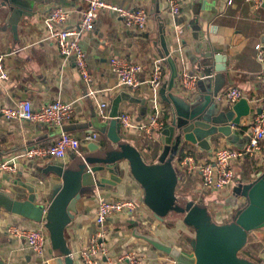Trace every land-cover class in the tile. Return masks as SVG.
I'll list each match as a JSON object with an SVG mask.
<instances>
[{
	"label": "crops",
	"instance_id": "obj_1",
	"mask_svg": "<svg viewBox=\"0 0 264 264\" xmlns=\"http://www.w3.org/2000/svg\"><path fill=\"white\" fill-rule=\"evenodd\" d=\"M107 1L120 8L144 9L149 26L139 32L126 27L113 12H100L93 31L83 34L80 39L92 78L90 87L81 79L73 61H63L59 56L56 44L43 24L52 9L63 8L72 12L71 18L66 25L56 26V30L77 26L87 7L86 0H44L35 8L33 16L23 18L14 31L7 22L9 9L0 3V54L5 55L7 72V79L0 81V163L17 158L16 174H0L1 264H56L66 251L71 253L74 264H82L80 253L88 247L97 229L94 217L100 200H130L137 207L134 212H124L106 221L104 242L107 258L114 264H129L118 262V258L129 253L139 264H194L193 259L183 254H191V243L195 239L193 223L203 219L202 216L186 212L187 208H179L176 212L173 200L162 220L157 219L145 204V190L130 174L125 158L111 165L116 166L113 173L105 169L94 175L96 180H106L109 185L83 195L72 207H68V202L56 205L55 200L50 199L52 188L57 183L52 180L53 175L46 176L42 171L50 165L67 168L82 161L88 168L105 164V159L111 161L113 154H106L107 148L121 154L120 146L108 142L106 135H102L96 127L98 122L106 123V128L117 122L109 114L118 96L121 99L116 108L117 115L126 112L135 124L147 122L152 113V93L146 81L152 72L153 62L159 58L161 35L169 52L173 54L178 48L182 50L176 59L178 76L173 95L183 98L190 95L188 99L197 95L195 82L189 91L181 87L180 74L185 69L197 81L200 74L193 60L209 46L212 55L221 54L226 59L225 82L220 96L234 87L250 102L254 94L263 88L255 80L260 66L255 58L254 46L263 41L264 5L255 8L246 0H184L180 15L173 18L166 0ZM196 16L197 22H194ZM112 58L142 67L138 75L142 84L135 91L116 90L117 79L109 66ZM163 67L160 88L167 85L170 76L168 65L163 63ZM90 90L96 92L94 97L89 95ZM57 100L71 104L73 109L72 119L60 128L9 120L1 114L2 109H14L24 101L39 108ZM220 103L222 110L231 107L224 101ZM100 104L106 105V119L99 116ZM159 106L161 110L162 106L165 108L160 99ZM250 108L253 112L254 107L251 105ZM249 117L241 119L240 125L233 127L231 139L219 134L212 137L210 153L187 145L172 162L182 172L179 185L181 196H190L195 202L205 204L216 225L238 223L248 234L239 257L261 264L264 261V141L260 143L258 155L234 166L231 185L220 192L204 191L198 176L187 174L185 168L179 165L181 156L190 155L196 161H207L217 148L242 147L250 134ZM167 119L161 115L164 126L169 124ZM60 132L77 138L96 132L99 138L96 143L81 148V158H74L71 153L63 161L22 157L30 149L51 145ZM119 135L120 142L130 146L133 141L137 145L146 164H153L161 154V135L153 142H146L134 131L119 129ZM91 144L93 148L88 147ZM26 186L35 189L33 203L28 201ZM230 198L233 202H228ZM171 210L175 212L173 216H169ZM8 227L22 230L40 227L45 239L41 253H34L22 239L10 236L6 231ZM96 263L105 264V259L97 258Z\"/></svg>",
	"mask_w": 264,
	"mask_h": 264
},
{
	"label": "built area",
	"instance_id": "obj_2",
	"mask_svg": "<svg viewBox=\"0 0 264 264\" xmlns=\"http://www.w3.org/2000/svg\"><path fill=\"white\" fill-rule=\"evenodd\" d=\"M166 1L171 16L173 18L178 17L184 0ZM246 1L251 2L255 8L264 5V0ZM86 5V9L82 12L80 21L75 27L56 30V26L66 25L71 18L72 12L63 8L52 9L45 17L43 24L49 37L54 40L59 56L63 61L72 60L81 79L90 87L92 78L88 72L86 55L80 45V39L83 34L93 31L100 12H113L126 27L136 29L139 32L148 28L149 20L147 13L142 8H120L110 4L107 0H86ZM254 51L256 61L260 66V72L255 76V80L263 84V88L259 93H255L252 100L248 102L254 109L249 117L250 134L247 142L240 148L227 146L217 148L207 161H196L192 156L187 155L179 163L181 168H185L187 174L198 176L204 191L220 192L229 187L234 178V166L260 153V143L264 141V35L263 41L254 46ZM4 59L5 55L0 54V81L7 79ZM163 63L164 59L160 58L153 62L152 72L146 81L153 95L151 100L152 113L147 122L135 124L126 112L116 117L120 130L123 132L134 131L146 142H153L157 136L161 135L165 127L161 120L162 110L159 106L158 94L164 71ZM109 66L117 79L116 90L135 91L142 84L138 79V75L142 72L140 65L112 58L109 61ZM194 82L196 83V78L190 76L183 69L180 74L181 87L189 91ZM95 93L93 90L89 91V95L92 97ZM241 99H245L244 94L234 87L228 88L219 97L220 101L226 102L229 106H233ZM105 108V104H100L99 116L103 119L107 118V115L104 114ZM1 114L9 120L49 124L60 128L72 119L73 109L71 104L59 100L39 108H34L29 101H24L14 109H2ZM98 138L99 135L96 132L86 133L79 138L69 133L60 132L58 138L51 145L45 148L30 149L24 152L22 157L26 159L52 158L57 161H63L68 153L81 157V148L90 143H96ZM143 152L146 153V150ZM16 160L17 158H14L0 163V174H16ZM136 208L135 202L130 200H100L97 203L94 217L97 229L95 234L91 236L88 247L80 253V258L83 260L82 264H97V258H104L105 264H114L112 260L107 258V247L104 242L106 221L108 218L120 216L124 212H134ZM6 231L10 236L22 239L34 253H41L45 239L40 227L28 230L8 227ZM125 261L129 264H139L132 253L118 258V262Z\"/></svg>",
	"mask_w": 264,
	"mask_h": 264
},
{
	"label": "water",
	"instance_id": "obj_3",
	"mask_svg": "<svg viewBox=\"0 0 264 264\" xmlns=\"http://www.w3.org/2000/svg\"><path fill=\"white\" fill-rule=\"evenodd\" d=\"M44 0H0L1 6L9 9L7 20L9 27L14 31L23 18H31L35 8ZM197 22V16L194 19ZM159 58L164 59L169 67L170 76L167 85L158 91L161 102L170 106L171 118L168 125H165L161 133L162 145L172 146V153L168 156L174 157L187 145H192L201 150H210V139L216 135H222L227 139L233 137L232 129L239 126L241 119L250 116L251 108L246 99H241L227 110H222L219 96L224 87L226 64L225 57L221 54L212 55L209 46L204 52L193 60L195 69L200 74L196 81L198 93L193 98H184L186 105H195V109L189 113L180 111L176 97L172 91L175 89V80L178 76L176 59L180 57L182 50L176 49L173 54L169 52L164 36L160 37ZM263 87V84H261ZM190 97V95H188ZM203 99V104L197 105V101ZM118 96L113 104L109 117L115 121L117 117L116 108L120 100ZM188 99V101H187ZM259 113V110H257ZM107 124H100L96 129L106 135L108 142L117 144L121 148V154L114 152L111 148L106 149V154L111 152V161L105 164L88 168L82 163H73L70 167L62 165L47 166L42 174L53 175L52 180L57 183L52 188L50 199L55 200L56 205L62 206L68 202V207L75 205L85 194L95 190L103 189L109 185L106 180H96L94 175L107 169L110 173L116 171V166L111 165L123 158L129 164L130 174L138 180L145 190V204L154 213L155 217L162 220V217L169 211L174 200V189L177 184L176 174L170 167L146 168L140 157L134 155L133 149L126 143H122L119 135L118 121L106 128ZM93 148V144L88 146ZM118 155V156H117ZM108 157V156H107ZM75 158V156H74ZM100 160V159H99ZM106 167V168H104ZM151 170V176L145 175ZM28 201H35V189L26 186ZM195 239L191 243V254H183L185 257L194 260V264H256L239 257V252L247 242V232L238 224L216 225L209 219L196 220L193 223ZM70 252L66 251L56 260V264H74L70 258ZM1 264V263H0ZM54 264V263H53ZM264 264V261L261 263Z\"/></svg>",
	"mask_w": 264,
	"mask_h": 264
},
{
	"label": "rangeland",
	"instance_id": "obj_4",
	"mask_svg": "<svg viewBox=\"0 0 264 264\" xmlns=\"http://www.w3.org/2000/svg\"><path fill=\"white\" fill-rule=\"evenodd\" d=\"M151 98H152V95L150 94V99ZM183 99L184 98L181 96L176 97L177 104H178L180 111L183 113H189V112L193 111L195 109L196 104L193 106L192 105H186ZM197 103H198L197 105H199V106L201 104H203L202 97L199 100V102L197 101ZM162 107H163L162 115L166 116V118H168L167 119V122H168V120L170 121V118H171L170 106L165 104V108H164V106H162ZM122 139H123V137H122ZM132 144L130 146L134 151V155L139 156L141 161L145 163V161H144L145 158L140 153V150L137 147V145H134L135 143L133 141H132ZM159 152L161 154L158 156L157 160L153 164H146L145 163V165H146V168L150 167V168H152L151 170H153V171H154V168H163L164 166L168 165V167H170V169L176 174L177 184H176L175 191H174L175 197H174L173 209L176 210V212H178L179 208L184 209V210H186V208H187L186 212H190V214L194 212L195 214L202 216L203 219L207 218L210 221H212V214L205 204L201 203L200 201L195 202V200L190 196L189 197H182L181 196L182 194L179 193L180 192L179 185H180V181L182 179V177H181L182 172L179 171L178 165L175 164L174 162H172L175 156L174 157L168 156L167 159L165 158V156L168 153H170V152L172 153V146L162 145V148L159 150ZM209 153H210V151H209ZM151 170L149 173H147L145 175L146 177L151 176L150 175L152 173ZM228 202H233L232 198H230ZM174 213L175 212L171 210V212L169 213V216H173Z\"/></svg>",
	"mask_w": 264,
	"mask_h": 264
},
{
	"label": "trees",
	"instance_id": "obj_5",
	"mask_svg": "<svg viewBox=\"0 0 264 264\" xmlns=\"http://www.w3.org/2000/svg\"><path fill=\"white\" fill-rule=\"evenodd\" d=\"M162 103H163V102H162ZM163 104H165V103H163ZM182 159H183V156L180 157V161H181Z\"/></svg>",
	"mask_w": 264,
	"mask_h": 264
},
{
	"label": "bare ground",
	"instance_id": "obj_6",
	"mask_svg": "<svg viewBox=\"0 0 264 264\" xmlns=\"http://www.w3.org/2000/svg\"><path fill=\"white\" fill-rule=\"evenodd\" d=\"M241 205V204H240Z\"/></svg>",
	"mask_w": 264,
	"mask_h": 264
}]
</instances>
